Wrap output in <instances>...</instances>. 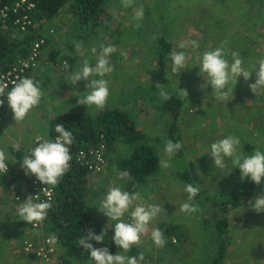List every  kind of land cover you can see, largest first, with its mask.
Masks as SVG:
<instances>
[{
    "label": "rangeland",
    "instance_id": "rangeland-1",
    "mask_svg": "<svg viewBox=\"0 0 264 264\" xmlns=\"http://www.w3.org/2000/svg\"><path fill=\"white\" fill-rule=\"evenodd\" d=\"M134 3L135 6L125 8L121 5V0H106L100 16L101 21L105 23L99 28V35L89 42L79 43L80 50L75 49L72 53L76 61L69 65L65 73H57L58 70L52 73L53 62L47 60L53 51L59 50L58 59H61L64 53L70 52L66 44L73 19L64 10L55 22L58 25L49 24L50 27H55L57 36L45 50L38 77L35 79L40 84L42 99L23 122L15 123L12 110L6 114L10 133L7 130L4 133L0 131V135H5L0 141V147L4 144L6 147L17 144L7 141L6 134L9 133L11 139L15 140V137L23 132L21 146L28 152L33 140L38 136V133H34L35 130L31 131L29 127H35L46 114H49L52 120L71 112L97 114L111 108L127 113L138 129L147 133L149 145L158 146L160 157L168 159L164 151L168 139L156 144V137H164L166 134L164 125L168 126L173 122V117L168 114L169 110L163 106L166 101L156 89L158 83L163 84L164 89L181 105L182 113L177 122L178 128L185 134V155L180 162L175 158L176 155L172 156L169 161L171 166L163 169V176L142 183L140 186L144 192L140 187L139 190L144 196L148 194L152 198L145 207L157 204L164 209L150 222L152 228L158 227L164 231L181 224L184 236L181 240L172 237V240H178L173 243L175 247L158 248L151 238L145 239L138 247L133 246L128 255L138 257L142 252V264H197L200 261L210 264L211 256L215 255L219 245L214 228V214L219 212V218L227 220L228 236L232 237L224 264H264V212L253 211L250 207L253 201L238 208L230 207L219 211L223 201L239 194L249 178L242 181L239 169L233 168L229 158L225 159L224 169L213 167L214 160L210 156L211 144L228 135L239 138V151L244 155H251L256 149L264 151V91L255 95L250 90L249 84L256 81L253 71L248 81L242 76L238 78L233 95H229L227 100L214 99L210 85L206 90L201 88L207 77L200 73L197 60V56L205 51L222 46L225 59L231 63V53L237 52L243 61V67L251 70V66L258 59L264 58V0H134ZM141 5L144 8V18L137 28V22L132 17L135 9ZM49 29L52 28H45V35ZM72 31L74 32L73 29L70 30ZM162 38L173 43L172 52L184 51L187 57V68L177 77L171 73L170 58L167 59L166 70H161L159 44ZM192 40L197 41L199 47H179L181 42ZM101 45H114L116 51L108 57L112 71L103 77L108 81V101L104 109L99 110L95 106L86 107L77 103L78 98L83 97L90 89H86L83 80L73 85L70 76L85 59L94 66L97 57L92 54L91 49L95 47L99 53ZM246 45L248 51L244 52ZM98 78L100 77L94 76L90 79ZM178 88L186 90L188 97L182 96ZM190 118H193V124H190ZM194 130L200 138L190 141L189 136ZM211 131L214 132L211 133V139H204V134ZM248 145L252 146L253 151L246 148ZM115 151L116 160L126 158L131 153L124 143H117ZM7 155L8 161L15 159L9 148ZM178 168L188 171L193 182L200 186L201 194L190 201L198 206L199 211L195 213L186 214L179 210L180 205L187 201L188 194L184 190L186 184L177 175ZM116 170L115 163L103 175L96 176L95 184L101 188L100 183L103 182V190L93 191L91 188L88 192L91 212L93 204L95 207L93 202H100L101 197L113 184L125 191L124 184L117 179ZM29 178L30 176H26L27 194L30 192ZM151 185L153 193H148ZM259 194H264V185L258 186ZM25 198L22 201L26 200ZM135 203H142V199ZM2 211L0 216L9 218L14 215L7 209ZM100 213L103 218H108L101 211L94 213V216L99 219ZM24 239L26 238L20 231L16 235L9 232L7 244L0 248V264H21L25 260L24 248H20V242ZM2 249H5L4 253ZM119 251L122 249L117 247L116 253ZM207 253L209 259L205 260ZM24 262L33 264L29 260Z\"/></svg>",
    "mask_w": 264,
    "mask_h": 264
},
{
    "label": "trees",
    "instance_id": "trees-1",
    "mask_svg": "<svg viewBox=\"0 0 264 264\" xmlns=\"http://www.w3.org/2000/svg\"><path fill=\"white\" fill-rule=\"evenodd\" d=\"M21 0H0V76L2 73L9 70L19 60L26 58L33 47V43L41 38L46 39L47 44L51 43L52 39L45 35V28H52L54 32L55 27H50L49 24L58 25L55 22L61 17V14L66 11L67 15H71L72 22L69 26V37L66 47L70 50L64 53L61 59H58L59 50L53 51L48 62H53L52 67L56 64L62 65L63 61H67L69 65L74 64L76 58L72 57L73 51L76 49V44L89 42L99 35V28L105 23L100 19L101 13L105 7L106 0H28L35 5V8L30 11L25 6L18 4ZM135 6V3L133 4ZM18 9V11H15ZM1 12L6 14V17L1 16ZM29 15V20L36 24V27L28 26L27 31L23 32L16 21L23 20V17ZM22 23V22H21ZM38 25V26H37ZM73 29L74 32H70ZM85 29H87L85 31ZM98 30V31H97ZM237 36V35H236ZM159 60L162 72L166 70V62L169 54L172 52L173 43H169L162 38L160 40ZM247 52V45L244 48ZM43 59V55L42 58ZM50 66V67H51ZM29 75V74H28ZM31 78H37L38 73H30ZM163 106L166 107L168 114L173 117V122L166 126L165 136L156 137V144L165 140H172L180 142L183 145L184 133L178 128V118L180 117V102L174 97L167 100ZM0 113L4 115V125L7 123V115L4 114L3 108ZM63 124L65 129L70 131L74 137V142L70 146V170L60 179L56 187V201L48 211L47 218L41 223L40 232L45 237L56 236L59 249L55 253L57 261L62 264L65 263H78V264H92L94 261L90 257L87 250L79 247L78 242L82 236L86 235L88 229H92L95 234H100L104 228L105 241L97 243L93 241L94 248L107 247L110 254H116L117 246L111 240L114 235L111 226H108L104 221L99 220L90 211L89 200L87 193L91 191L89 188V177L95 176L88 171L87 167L79 164L76 160V155L82 150H91L92 148L99 147L103 142L106 145V160L108 165L105 171L111 169L116 163L117 172L127 170L130 175V180H121L124 184L125 191L135 193L140 185L144 182L157 179L163 176V169L158 167L160 157V150L158 146L149 145L147 133L138 129L136 123L131 117L119 109H105L97 114H86L79 112H71L69 114L60 115L51 121V128L46 140H55L59 135L55 131L56 124ZM194 123L192 119V124ZM155 124V123H154ZM7 127V126H6ZM204 129V128H202ZM195 132V130H194ZM198 133V132H197ZM200 133V130H199ZM210 133L204 134L206 138L211 139ZM191 136V135H190ZM189 136V139H190ZM124 143L129 147L131 153L122 159H115L114 152H116V144ZM14 155L16 162L20 165L22 158L28 155L26 149L19 146L16 151L12 146H7ZM253 151L252 146L246 147ZM185 155V148L183 147L176 154V159L180 162L181 158ZM9 160V159H8ZM115 161V163H113ZM10 168L9 174L13 170L14 163L7 161ZM113 164V165H112ZM103 173V174H104ZM98 174V175H103ZM177 175L179 179L184 181L185 184H195L191 174L178 168ZM29 177V176H28ZM264 182L256 185L250 179L245 182L241 192L232 199L223 201L219 211L226 210L230 207L238 208L242 205H247L255 196L258 195V186H263ZM100 188V187H99ZM103 190V188H101ZM100 189V190H101ZM201 192L198 193V197ZM15 199V198H14ZM13 199V200H14ZM25 201V200H24ZM24 201L16 202L19 205ZM18 205V206H19ZM99 207V206H98ZM12 210L14 215L9 218H4V222L17 223L18 231L26 239L20 242V248H24L25 242L34 240V236L29 233L33 228L32 224L26 221L19 220L16 215V208ZM217 212L214 218V228L217 234L219 245L214 252L215 255L211 256L210 264H224L225 256L232 243V237L228 236V222L226 219H220ZM125 219V218H124ZM126 222V221H125ZM10 232L13 228L6 226ZM164 238L166 240L165 246L175 247L171 241L172 237H177L179 240L184 236L182 225H175L170 228L164 229ZM46 233V234H45ZM1 236H7L8 233H1ZM169 239V240H168ZM8 241V240H7ZM5 239L0 238V248L6 245ZM19 247V245H18ZM5 252V249H2ZM24 261L29 260L32 263L37 259L34 253L25 252L23 249ZM4 256V254L2 255ZM1 256V257H2ZM39 259V258H38ZM92 262V263H89ZM34 264V263H33Z\"/></svg>",
    "mask_w": 264,
    "mask_h": 264
},
{
    "label": "clouds",
    "instance_id": "clouds-1",
    "mask_svg": "<svg viewBox=\"0 0 264 264\" xmlns=\"http://www.w3.org/2000/svg\"><path fill=\"white\" fill-rule=\"evenodd\" d=\"M134 0H121V5L125 8L132 7ZM144 18V8L141 5L136 8L132 19L136 21L135 27H140V22ZM67 27V26H66ZM68 28V27H67ZM49 29L46 36L53 40L55 35L50 34ZM37 41V40H36ZM36 41L33 43H36ZM44 44L42 48V55L50 45ZM191 45L193 48L199 47L195 40L181 42L179 47L184 49ZM33 48V47H32ZM81 45L76 44V49L79 51ZM116 51L114 45H101L100 51L93 47L91 52L97 57L96 63L93 66L89 60L85 59L82 65L73 70L70 76L73 85L79 81L85 82L86 89H90L83 97L78 98L79 105L95 106L102 110L106 106L109 97L108 81L103 77L112 71L108 57ZM232 62L225 59L224 48L218 47L215 50L205 51L202 55L197 56L199 61L200 73L206 75L205 83L201 85L202 89H207L211 86V96L214 99L227 100L229 95H233L238 78L243 77L248 81L255 71L256 81L249 84L250 90L258 95L264 91V58L258 59L252 66L251 70L243 67V61L237 52L231 53ZM171 62V73L177 77L178 74L187 68V57L184 51H173L169 54ZM42 60V59H41ZM64 68L67 70L70 66L64 62ZM65 73V72H60ZM100 77L98 79H90L91 77ZM36 78H22L18 82H14L13 87L5 92L7 85L0 83V106H3V112L6 114L7 107L11 108L13 112V119L15 123L23 122L28 116L29 112L39 105L43 93L39 82ZM156 89L159 90L160 97L167 101L171 99L170 94L164 89L163 84H157ZM182 96H187L186 90L179 89ZM7 97V102L3 101ZM4 104V105H3ZM180 113H182L180 109ZM193 113V112H192ZM3 124H4V115ZM1 123V124H2ZM55 131L59 135L55 140H40L36 144L37 147L31 149L28 155L22 158L21 169L26 176H35V178L43 185H46L41 192H47L49 187H55L60 179L70 170L72 156L70 155V146L74 142L72 133L65 129L63 124L57 123ZM240 140L238 137L228 135L227 137L218 140L210 146V156L214 160L213 167L224 169L226 167L225 159H231L233 168H238L241 173V180L249 178L256 185L264 182V151L259 149L254 150L251 155H244L239 151ZM183 147L180 142H173L168 140L164 146V151L168 159H160L159 165L161 169H168L170 159L176 155ZM13 149L18 151L19 146L14 144ZM9 156L5 149L0 148V173H8ZM193 161V160H189ZM17 163V162H16ZM117 179L130 180V173L125 171L117 172ZM187 195V201L180 205V211L186 214H192L199 211L198 206L190 203L200 192L199 184H186L184 187ZM140 199V193H130L124 191L121 187L113 184L110 186L105 194L100 199V207H97L106 217L108 221H114V235L111 240L122 251L116 254H110L107 247L94 248L93 241L103 243L105 241L104 228L100 234H95L92 229H88L85 236L79 239L78 245L84 250H87L94 264H142L144 255L139 253L138 257L129 256L128 253L133 246L138 247L141 241L151 238L156 247L162 248L166 244L164 232L155 227L149 236L141 238L148 233V226L150 222L155 219L158 214L164 209L160 205L152 204L147 207L141 204H135ZM251 208L253 211L260 213L264 212V194H259L253 198ZM52 203L49 200H40V194L35 196L28 195L26 200L21 203L16 209V215L19 220L26 221L28 224L34 226L42 223L51 209ZM130 212L131 222H125L123 218L125 213ZM113 227V226H112ZM177 239H171L174 242ZM57 238L55 235L49 239L50 244H55Z\"/></svg>",
    "mask_w": 264,
    "mask_h": 264
},
{
    "label": "built area",
    "instance_id": "built-area-1",
    "mask_svg": "<svg viewBox=\"0 0 264 264\" xmlns=\"http://www.w3.org/2000/svg\"><path fill=\"white\" fill-rule=\"evenodd\" d=\"M21 5H24V6L27 5L25 7L27 8L28 11L35 8V5L32 3L28 5V0H21L20 3L18 4V7H20ZM15 11H18V9H15ZM1 16L5 18L6 14L4 12H1ZM16 25H19L20 29L23 32L27 31L28 26L36 27V24H33L29 20L28 14L23 17V20L16 21ZM50 34L55 35V32L53 31V29L50 30ZM45 43H46V39L44 38L38 39L36 43L34 44L33 48L31 49V52L26 58L19 60L9 70L1 74L0 83L7 85L5 92L10 90L13 87L14 82H18L19 79H22L25 77L31 78L30 73H36V72L38 73V70L41 64L42 48ZM65 61L62 62V65H59V64L54 65L52 67V73H54V71L56 70H58L57 73L65 72L66 69L63 66ZM3 101L5 103H8L7 97L4 98ZM2 107L3 106H0V109ZM2 122H3V116H2V113H0V124ZM40 140H46V139H44L42 136L36 137L33 140L32 146L29 149L28 154L30 153L32 147L35 148L38 146L36 143ZM103 143L99 147L92 148L91 150L79 151L76 155L77 162L87 167L88 171L95 175L103 174L106 166L108 165V162L105 158L107 148H106V145ZM2 174H6V173H2ZM29 179H30L31 184L29 187L30 192H28L27 195L35 196L37 194H40V200H49L51 201L52 205L55 204L57 185L55 187H49L47 192H41V190L44 187H46V185L41 184L35 178V176H30ZM26 196H16V197L14 196V198L16 201H21ZM135 204L137 203H134L133 208L135 207ZM131 210L132 208H130L129 212L125 213L123 217L125 218L126 222H131V217H130ZM40 226H41V223L36 226L33 225V228L30 230V234H32V236H34L35 239L28 240L25 242V245H24L25 252L27 253L32 252L36 255L37 259L35 260V262H33L35 264H55V263L61 264L62 262L59 263L55 255L57 248H58V242L56 241L55 244H50L48 242L50 237H45L42 235V233L39 231ZM153 229L154 228H152L151 224H149L148 233L143 235L141 238L149 236ZM174 242H176V240H174Z\"/></svg>",
    "mask_w": 264,
    "mask_h": 264
},
{
    "label": "crops",
    "instance_id": "crops-1",
    "mask_svg": "<svg viewBox=\"0 0 264 264\" xmlns=\"http://www.w3.org/2000/svg\"><path fill=\"white\" fill-rule=\"evenodd\" d=\"M10 111H11V108L7 107L6 114L7 113L9 114ZM164 111L165 110H163V112ZM49 116H50L49 114L42 116L41 119L38 121L37 125H35V127L30 126L29 129L31 131L34 129L35 130L34 133L37 132L38 136H39V134L41 136L43 135V138L46 139L48 137V133H49V130L51 128V121L53 120V118H52V120H50L51 118ZM192 119L193 118L189 119L190 124H192ZM42 124H43V126H42ZM6 126H7V124H5V125L3 123L0 124V131L2 133H4L5 130L9 131V129ZM23 128H25V127H23ZM9 133H10V131H9ZM9 133L6 134L8 136L7 141L12 142V143H17L16 145L22 147L21 145H23V143H22L21 138H22L23 132L20 133L18 136H16L15 140L11 139V137L9 136ZM208 133H210V132H208ZM4 136L5 135H0V141ZM38 136H36V137H38ZM199 138H200V135L197 132H193L191 134L189 140L190 141H196ZM201 138H202V136H201ZM203 138H204V136H203ZM0 148L5 149L6 154H7V147L5 146V144L2 145ZM22 148H24V147H22ZM11 161H12V163H14V166H13L14 169H13V171H11V174H9V171L6 174L0 173V213L3 212L2 210L7 209L8 211H11V214H12L13 213L12 208H13V210H14V208L17 209V207L19 205L18 203L17 204L15 203V202H19V201L13 200L14 196H25L27 194L26 191L28 190L27 181H26L27 179H26L24 172L21 171V165L18 162L16 163L15 159L11 160ZM13 174H14V176H13ZM96 176L97 175L89 177V183H90L89 188H92L93 191H100V189L102 188L103 182L100 183L101 188H98V185L95 184ZM147 182H149V181H147ZM140 189L143 191L141 186H140ZM152 190H153V186L151 185V187L148 189V193L150 191H151L150 193H153ZM138 191L140 193V198L142 199V203H138V204L146 206L148 203L151 202L152 198H150V196L148 194L147 195L145 194V196H144V193H143L144 191L141 192L139 189H138ZM154 194H152V195H154ZM87 195H88V200H90L88 193H87ZM93 203H95V207L93 204V206L91 207V210L96 214V213L100 212L97 208L99 206L100 202L96 201ZM1 217L6 218V216H0V234L3 232L5 234L8 233V235L7 236H1L0 235V238L5 239V242H7L10 230L6 226H9V227L15 229V231L11 230V234H13V235H16V233L18 232V230H16V229H18V227H17V223L7 222V224H6V222H4V219ZM99 219H102V221H104L105 224H107L108 226H111V229H113V231H114V225H113L115 223L114 221H111V220L108 221V218H103L101 213L99 214ZM29 233H30V231H29ZM13 249H15V247ZM58 250H60L59 245H58ZM207 259H209L208 253L205 256V260H207ZM204 262H206V261H200V262H197V264H199V263L203 264ZM89 263H92V262H89ZM21 264H25V262L22 261ZM72 264H78V263L73 262Z\"/></svg>",
    "mask_w": 264,
    "mask_h": 264
}]
</instances>
